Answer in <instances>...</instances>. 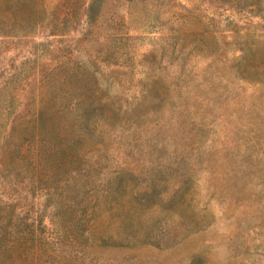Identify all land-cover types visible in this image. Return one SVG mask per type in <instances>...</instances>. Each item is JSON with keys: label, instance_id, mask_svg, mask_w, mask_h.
Listing matches in <instances>:
<instances>
[{"label": "rangeland", "instance_id": "obj_1", "mask_svg": "<svg viewBox=\"0 0 264 264\" xmlns=\"http://www.w3.org/2000/svg\"><path fill=\"white\" fill-rule=\"evenodd\" d=\"M0 264H264V0H0Z\"/></svg>", "mask_w": 264, "mask_h": 264}]
</instances>
